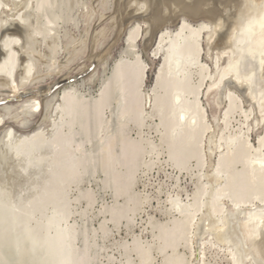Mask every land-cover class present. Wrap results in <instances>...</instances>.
I'll return each mask as SVG.
<instances>
[{"label": "bare ground", "instance_id": "obj_1", "mask_svg": "<svg viewBox=\"0 0 264 264\" xmlns=\"http://www.w3.org/2000/svg\"><path fill=\"white\" fill-rule=\"evenodd\" d=\"M38 1L35 9V0H0V93L13 95L0 99V106L6 104L7 111L13 109L9 104L15 100L22 103L27 114L43 108L38 99H21L22 91L38 70L37 63L23 55L26 47L22 37L33 27V16L26 13L34 9V17L42 18L51 8V0ZM168 1L184 15H211L215 19L195 25L183 18L176 31H160L152 54L156 59L163 54V60L151 93L144 90L148 64L138 51L143 26L137 24L127 38L128 52L116 63L113 76L102 82L97 98L93 93L92 97L78 93L67 86L72 83L71 78L65 79L43 92L45 99L49 98L52 90L63 84L54 92L61 102L54 105L53 115L49 109L44 115V119H52L50 131L42 126L21 134L12 127L6 129L1 149L11 153L19 161V172L34 176L35 182L30 186L29 197L23 194L13 204L0 199V264H6L4 249L10 245L21 258L26 256L29 245L30 254H41L39 264H91L88 253L80 257L77 223L69 224L68 218L72 213L69 192L73 187L80 191L76 202L86 199L88 207L95 204L91 190L80 189L90 173L91 155L95 152L101 156L107 180L116 186L117 202L106 210L112 214L107 222L116 227L123 214L129 215L127 227L133 224L140 205L149 197L134 189L138 171L144 166L151 169L157 163L154 157L146 161L148 156L166 152L173 168L180 173L192 172L198 181L187 199L180 193L168 194V205L163 209L166 220L149 217L152 240H144L139 234L132 235L131 241L124 240V264H155L157 255L161 256L160 264H211L206 259L208 236L227 247L229 264H264V133L256 145L248 125L255 117L257 128L264 126V0H241L222 16L208 6L212 0ZM164 2L154 0L151 19L155 27H161L166 20ZM53 17L44 18L45 35L50 34L49 38L51 26L58 20ZM15 25L18 27L12 29ZM39 32L44 35L45 30ZM204 40L215 71L202 60ZM53 48L57 51V47ZM90 67L84 72H89ZM207 84L217 106L224 107L221 117L215 120L217 127L221 124L220 132L213 130L202 103ZM243 103L250 110H245ZM115 110L119 131H113L115 123L107 116L110 111L115 115ZM236 114L245 119L237 127L233 125ZM155 120L156 123L149 122ZM4 122L5 116L0 113V127ZM147 127L155 128L159 141L146 133ZM134 131L136 138L131 136ZM209 134V151L215 160L205 171L204 147ZM94 142L97 151L89 148ZM30 191L28 188L27 193ZM120 198L124 202L119 203ZM226 201L231 203L230 208ZM105 220L101 228L107 236L110 230ZM63 222L66 224L62 225ZM195 244L202 250L197 257ZM181 249L190 251V255Z\"/></svg>", "mask_w": 264, "mask_h": 264}, {"label": "rangeland", "instance_id": "obj_2", "mask_svg": "<svg viewBox=\"0 0 264 264\" xmlns=\"http://www.w3.org/2000/svg\"><path fill=\"white\" fill-rule=\"evenodd\" d=\"M37 1L35 0L34 2L35 9L38 6V2H40ZM240 1L241 0H212L213 3L208 6H210V9H215L218 16H222L225 15L228 10L233 9L234 6H238ZM165 2L163 4V13L167 16L165 20L166 23L164 21L161 27H155L151 19L154 0H51L50 7H54V10L48 8L47 11L50 12L51 9L53 12L51 11L52 13L50 12V14H48L49 12L46 13L47 19H49V16L51 19H54L55 17L53 16H56L58 17V20H56V27L51 26L52 34L50 38L47 37L50 36V34L47 33V35H45L47 32L45 24L47 23V19L44 18H46V16L43 15L41 16L42 18L38 16L34 17V9H31V13L30 11L26 13L28 16H33V20L31 21L33 27L30 29V33L27 35L28 37L26 35H24L25 37H22L23 43L26 47V53H23V55L27 60L33 59L37 63L38 70L35 78L32 79L31 84L22 91L24 95H22L21 99L25 102L38 99L43 103V108L39 112L27 114L21 108L22 103H20L19 100H15L9 104L13 106L11 111L4 109V105L6 104L0 106V113L5 116V122L0 127V188L4 191V193H2L3 196H0V199L2 198L4 202L13 204L15 201L21 199L23 194L25 195L23 197L26 198L32 193L30 186L35 182V177L29 174H21L18 166L19 161L14 159L12 154L8 153L7 150L1 149V145L4 141L5 131L10 127L16 129L20 134L22 132L32 131L33 129L36 130L40 126L50 131L52 119H44V115L48 109L53 115L54 105L60 103L61 98L53 93L51 97L45 99L43 94L45 88L50 87L57 82L71 78V80L74 81L69 83L67 85L68 87L75 88L79 91L78 93L82 95L86 94L85 96L87 97H92L93 93V97L97 98L96 96L99 95L103 83L113 76L116 63L129 50V46H127V38L129 37L130 30L137 26V24H141L143 27L142 36L140 37V42H138V51H141L140 54L143 55L145 63L148 64L144 90L147 93H151L156 72L163 60V54L157 59L154 58L152 54L153 50L157 48L156 42L160 31L165 28L176 31L178 29V24L183 18H186L190 23L195 25L203 21L211 22L215 19V17L211 15H184L182 12L178 11L177 6L175 7V5L168 0H165ZM186 2H193V0H186ZM138 9H142L143 11H138ZM174 20L176 21L174 22ZM44 24L45 28H43ZM15 27L18 26L15 25L12 29H16ZM40 29L42 31L45 30L44 35L46 38L41 32H39L41 31ZM37 30L39 31L37 32ZM203 43L204 54L202 60L204 63H207L213 71H215L216 66H214L212 60L208 57V44L205 40ZM151 44H153V46ZM53 47H57V51L56 48ZM55 52L56 57H53ZM1 55L2 51L0 49V56ZM222 63L223 62L220 64ZM89 65L91 66L90 71L85 73L84 71L87 70V66ZM50 67L52 69H50ZM209 87V84L205 86L201 99L208 112L209 123L214 126L213 130L220 132L221 124L220 127H217L215 120L216 118L219 119L221 117L224 107L219 108V106H217L213 94L209 91ZM5 90L10 91L9 89ZM10 97H13L10 93H0V99H10ZM3 103H8V101ZM243 104L245 110H250L248 104ZM146 109L147 112H150L151 110V108H148V105ZM115 111L113 113L115 115H112V111H110L107 116L110 119L113 118L112 120L115 123V125L112 123L113 131H119L118 128L120 123L117 119L118 111L117 114ZM235 116L236 120H233V125L237 127L240 122H244L245 119L241 114H236ZM238 116H240L242 120H240ZM27 122L28 126H26ZM149 122L153 124L157 121ZM248 125L251 127L249 135L252 143L257 145L259 143V136L264 133V126L261 125L262 127L260 126L257 128L255 117L251 118ZM247 128L248 126H246L245 130H247ZM145 131L146 133H150V137L154 141H159V136L156 134L155 128L150 129L147 127L145 128ZM131 134L134 138L137 137L136 131ZM209 136L210 134L205 140L204 147L205 153H207V165L205 171L210 170V166L215 160V155H211L209 151ZM93 144L94 145L89 148H93L94 151H97L96 148H98V145L96 142ZM152 157L156 159L157 163L151 169H148L146 166L143 168L141 167L142 169H140L136 175L137 181L135 185L136 187H134L135 191L142 192L141 194L143 196L148 194V199L140 205V209L135 215V222L133 224L127 227V219L129 215L123 214L124 216L119 227H116V224L113 222H107L110 216L112 217V214L110 212L106 213V210L117 202L116 186L112 181L107 180L108 176L107 173H105L101 156L97 155L96 152L92 153L89 166L90 173L86 176L85 182L80 185V189L86 191L91 190L93 203L95 204L88 207L86 199H81V202H76L74 199L80 193L76 187H73L69 192V197L72 200L70 205V211L72 213L68 219L70 222L69 224L77 223V229L79 230L77 246H79L81 258L86 257L88 253L87 256H91L90 259H92L91 264H124V262H126V255L121 244L124 240L131 241L133 239L132 235L134 234L141 235L144 240H152V230L148 225L149 217L155 215L157 220H166V215L163 213V209L168 205V194L170 192L180 193L184 199H187L188 195L193 193L196 187L195 184L198 183V181L192 172L185 171L180 173L173 168L167 160L166 152L160 155H150L146 158V161H150ZM15 164H17V166ZM28 188L29 191L31 190L30 193H27ZM19 196H21V198ZM6 198L7 201L5 200ZM122 202H124V199L120 198L119 203ZM226 202L228 203V201ZM230 204L231 203L227 204L228 208L231 207ZM84 211H86L85 214ZM129 214H133V212L130 211ZM104 220L107 223L106 226L110 230V233L107 236H105L106 234H104L103 229L101 228V224ZM197 222H199V219L195 222L196 226ZM61 224L65 225L66 223L63 222ZM195 225L193 229L194 232L196 228ZM81 226L82 229L80 228ZM211 238V236H208L206 239L208 241L206 259H208L211 264H229L227 247L216 243L217 241L215 238ZM195 247V254L197 257V255H201L202 250H200V245L198 244H195ZM26 250V256L21 258L18 256L17 251L12 245L8 246L4 249L5 258L6 260L8 259L6 264H12V262L14 264H39L38 257L41 254H30L29 245L26 247ZM41 251L44 252L43 250ZM181 251H185L190 255V251L188 250L181 249ZM82 254L85 256L83 255V257ZM61 257L62 259H65L64 254H62ZM160 261L161 256L157 255L155 264H160Z\"/></svg>", "mask_w": 264, "mask_h": 264}, {"label": "water", "instance_id": "obj_3", "mask_svg": "<svg viewBox=\"0 0 264 264\" xmlns=\"http://www.w3.org/2000/svg\"><path fill=\"white\" fill-rule=\"evenodd\" d=\"M72 81H74V80H72ZM59 87H62V85H60ZM59 87H55V88L52 90L53 93H54Z\"/></svg>", "mask_w": 264, "mask_h": 264}]
</instances>
